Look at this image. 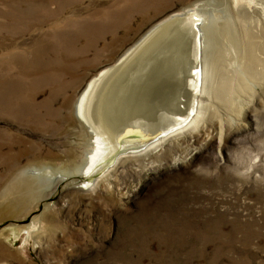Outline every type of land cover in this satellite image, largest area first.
I'll return each instance as SVG.
<instances>
[{"label": "rangeland", "instance_id": "374dc122", "mask_svg": "<svg viewBox=\"0 0 264 264\" xmlns=\"http://www.w3.org/2000/svg\"><path fill=\"white\" fill-rule=\"evenodd\" d=\"M196 1L0 0V210L22 197L23 168L85 151L76 104L90 80ZM238 81L243 107L221 102L225 122L208 115L186 158L114 159L95 177L108 188L64 182L0 214V264H264V88L251 98Z\"/></svg>", "mask_w": 264, "mask_h": 264}, {"label": "bare ground", "instance_id": "6f19581e", "mask_svg": "<svg viewBox=\"0 0 264 264\" xmlns=\"http://www.w3.org/2000/svg\"><path fill=\"white\" fill-rule=\"evenodd\" d=\"M262 49L260 0H198L167 16L83 90L76 114L86 131L84 142H78L85 151L74 152L61 165L35 163L23 168L18 182H12L22 197L10 201L0 214L19 215L39 191L56 190L64 182L82 191L108 188L109 177H95L114 159L145 163L186 158L181 145L204 137L208 115L225 122L221 102L238 101L239 109L243 107L239 79L250 88L251 98L258 85L264 88V56L255 55L258 50L264 54ZM22 88L17 84L12 92ZM253 102L264 109V94ZM247 115L259 124L255 114ZM38 219L27 229L38 227ZM21 232L18 228V235Z\"/></svg>", "mask_w": 264, "mask_h": 264}]
</instances>
